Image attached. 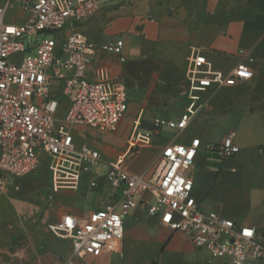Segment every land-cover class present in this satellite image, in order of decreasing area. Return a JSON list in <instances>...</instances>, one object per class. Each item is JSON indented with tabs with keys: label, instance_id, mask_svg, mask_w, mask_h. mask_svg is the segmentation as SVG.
I'll use <instances>...</instances> for the list:
<instances>
[{
	"label": "crops",
	"instance_id": "0c3cea01",
	"mask_svg": "<svg viewBox=\"0 0 264 264\" xmlns=\"http://www.w3.org/2000/svg\"><path fill=\"white\" fill-rule=\"evenodd\" d=\"M197 1L110 0L80 27L99 44L122 41L126 61L100 50L87 76L117 77L125 85L126 116L109 132L77 127V141L99 150L102 159L75 189L51 192L44 163L33 173L5 179L0 190V264H227L163 225L158 216L146 215L141 206L125 218L119 252L78 258L68 238L48 229L64 214L86 218L112 199L102 176L108 162L118 160L130 172L151 175L166 144L188 143L193 135L202 142L190 169L197 207L264 231V0ZM239 49L254 58L249 63L253 78L213 91L211 103L222 90H238L232 109L239 117L236 155L221 157L204 147L221 138L210 133L215 122L203 118V109L185 131L162 130L150 144L127 150L133 129L151 132L156 117H177L184 110L188 75L198 58L228 74L242 59ZM91 178L95 186L89 185ZM247 264H264V256Z\"/></svg>",
	"mask_w": 264,
	"mask_h": 264
},
{
	"label": "built area",
	"instance_id": "2783aa9c",
	"mask_svg": "<svg viewBox=\"0 0 264 264\" xmlns=\"http://www.w3.org/2000/svg\"><path fill=\"white\" fill-rule=\"evenodd\" d=\"M4 1L0 5V190L7 177L33 173L41 163L48 170L51 192L75 189L102 159L99 150L77 141V127L115 130L128 107L126 87L117 77L87 76L100 50L124 63L122 41L99 44L75 27L110 0H19L18 13L10 22L6 19L12 0ZM67 25L72 27L63 31ZM46 33L54 36L39 38ZM238 55L242 59L228 74L198 58L188 75L184 110L177 117H156L151 132L133 129L127 150L150 144L162 130L185 131L212 103L213 91L253 78L249 63L254 58L244 49ZM235 136V130H229L220 141L206 142L204 147L221 157L234 156L240 150ZM201 145L197 135L188 143L166 144L151 175L130 172L118 160L108 162L102 176L112 189V199L86 218L64 214L48 229L68 238L78 258L119 252L125 218L141 206L146 215L158 216L163 225L186 234L194 245L227 264L260 260L264 231L197 207L190 169ZM89 185L95 186L96 180L91 178Z\"/></svg>",
	"mask_w": 264,
	"mask_h": 264
},
{
	"label": "rangeland",
	"instance_id": "374dc122",
	"mask_svg": "<svg viewBox=\"0 0 264 264\" xmlns=\"http://www.w3.org/2000/svg\"><path fill=\"white\" fill-rule=\"evenodd\" d=\"M5 1L0 0V5H2ZM196 3L202 4L201 0L197 1ZM19 4V0H12L10 9L7 13V21L10 22L12 19V16H14L16 13H18L17 5ZM89 19L82 21L80 24H78L76 27L77 30L79 31H84L83 29L81 30L80 27L85 24ZM19 21V20H15ZM63 31L68 30V28L72 27L70 25L65 26ZM85 33V32H84ZM45 35H50L54 36V33L50 34H40L39 38H42V36ZM238 90H226V91H221V94L219 93V96L216 97V101H214L213 104H210V106L204 108L201 114L203 113V118L206 120H214V126L211 128L210 132L212 134L219 135L220 138L222 139L224 135L232 129H237L238 127V111L233 110V103L235 100H237L239 97L237 96ZM128 96V92H127ZM232 111V112H231ZM198 113V114H200ZM208 134V133H207ZM220 139V140H221Z\"/></svg>",
	"mask_w": 264,
	"mask_h": 264
}]
</instances>
